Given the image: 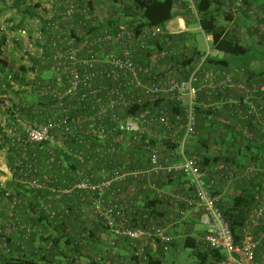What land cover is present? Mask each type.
<instances>
[{
	"label": "built area",
	"instance_id": "1",
	"mask_svg": "<svg viewBox=\"0 0 264 264\" xmlns=\"http://www.w3.org/2000/svg\"><path fill=\"white\" fill-rule=\"evenodd\" d=\"M24 1L39 5L42 21L11 30L14 23L0 20L5 55L10 59L16 48L17 63L28 68L26 82L8 76L0 85V148L6 158L0 165V258L21 254L28 261L35 256L38 264H84V255L53 258V239L61 233L73 240L80 254L88 251L93 256L89 264H150L160 246L175 238L158 224L133 225L126 205L134 204L139 190H127L126 185L130 178L163 174L188 178L192 197L185 200L187 208L208 217L199 247L225 255L215 264H264L257 261L260 242L252 235V227L264 222V193L257 196L261 206L236 243L200 158L188 152L202 93L218 98L209 109H233L238 125H248L244 137L264 147V83L251 79L257 72L246 67H212L226 56L202 29L201 0H175L176 17L166 30L119 15L120 8L133 7V0ZM243 8L244 0H221L212 9L221 18L230 17L229 33L240 26ZM250 16V41L261 42L264 49V23L254 11ZM192 24L203 33L207 50L184 79L177 70L179 59L200 50L180 39L164 45L163 36L188 33ZM245 40L243 31L239 42ZM169 59L171 67L164 64ZM33 60L46 64L45 72L53 76L39 78ZM177 107L183 113L173 109ZM167 144H173L178 160H161ZM135 152L148 155L147 170L135 168ZM239 160L221 163L215 171L230 182L264 173L263 166L252 164L249 151ZM9 184L32 190L36 197L29 201ZM150 189L159 200L170 198L156 185ZM185 213L180 212L182 217ZM107 233L111 237L106 245L98 247ZM122 241L128 243L127 257L118 255Z\"/></svg>",
	"mask_w": 264,
	"mask_h": 264
},
{
	"label": "trees",
	"instance_id": "2",
	"mask_svg": "<svg viewBox=\"0 0 264 264\" xmlns=\"http://www.w3.org/2000/svg\"><path fill=\"white\" fill-rule=\"evenodd\" d=\"M116 1L119 2L121 0ZM133 1V7H123L120 8L118 12V14L122 17L130 18L133 23L141 22L143 25L148 24L159 26L162 27L163 30H166V26L176 17L175 12L177 9V4L175 0ZM220 1L221 0H201L199 1L198 11L204 33L214 38L215 47L222 51L226 56L225 60L223 59L215 62L219 64V66L216 67H227L229 64L227 58L245 57L253 53V46L245 45L244 42L241 44L239 42V36L242 35V32L246 31L247 28L250 30V25L252 22L250 11H254L258 19L264 23V5L259 6L257 4V1L259 0H244V8L242 9V14L239 18L240 26L234 27L228 33L226 32V26L230 20V17L221 18L212 9L214 8V4H220ZM10 11H12L11 15L9 14ZM5 15L7 17H5ZM0 18V20L6 19L7 22L14 23V26L10 27V29L15 30L16 28H25L26 23L32 20L42 21L43 14L39 9V5L29 6V4H27L24 0H13L11 4H9V0H0ZM5 38L6 37L4 36L0 40V85L6 83L8 76H12V79L15 82H26L28 68L24 65H16L14 61H11L7 58L3 51ZM179 39L180 42H187L188 33L174 36L165 34L163 36V43L164 45H169L172 41L176 42ZM175 46H178V48L183 52L186 49L185 46H182V48L179 45ZM257 47L264 51L261 42H258ZM157 48L159 50L163 49L161 45H158ZM200 58L201 52L196 49L194 54L189 58L185 54L182 55L177 64V70L181 72V78L185 79L189 76L188 70H192L197 65V63L200 62ZM32 62L34 65L33 70H38V77L41 78L47 69V65L38 60H33ZM171 63H173V59L167 60L164 64L169 66ZM250 66L251 64H249L246 68L256 71L257 73L259 72L257 69L251 68ZM172 69H174V67H172ZM28 84H31V82L28 81ZM216 99L218 98H209L202 93L199 97L200 106L197 107L198 127L196 131L197 133L195 135V141L201 146L202 150H205V153H203L204 167L208 165L207 162H212L211 165L213 166H217L221 163H240L239 157L243 155L245 151H249L252 154V164H255L257 167H264V147L255 146V142L247 140L242 133H237V131L243 130L245 127H248V125L246 123H241L238 125L239 121L235 120V116H233L232 113L234 112L233 109L230 107L215 110L208 108L209 104ZM149 106L150 105L147 107ZM179 108H181V112L183 113V108ZM179 108L177 107L173 109L177 110ZM224 111H227L230 114V117L228 118L231 119L228 122H224L225 120L223 121L222 117H224ZM209 117H211V120H208ZM221 121L222 123H220ZM222 124L224 127H227L225 128L226 133L229 130L231 131L232 140H229L228 142L226 134L223 133L224 131L217 130L218 128L222 130ZM249 128L255 129L253 125H251ZM224 152L231 153V155L223 156ZM211 154H214L215 156L213 160L206 157L207 155ZM201 167L203 168L202 165ZM70 168L72 171L75 169L73 165H70ZM202 170H204V168ZM242 183L243 187L240 189V191H237L236 194L231 196L228 200L222 201V198L220 197L221 201L219 203V207L226 222L230 226L236 243L241 240L244 231L250 226L248 222L251 218V215L261 206L260 201L257 200V196L264 193V173L262 171L257 172L253 177L245 175L243 177ZM8 186L13 187L29 201L31 198L36 197L32 190H29L23 186L21 187L12 184H9ZM140 193V197L136 201L138 203L126 205L133 225L135 227L144 228L151 224H158L159 226L165 227L160 224L156 212L161 205H163L165 202H168L169 198L162 201L154 197L153 194L150 195V193H146L145 191ZM0 198H4V190L1 188V186ZM148 199L152 202H146ZM263 223V221H260L257 226L252 227V235L254 239L260 242L259 248L257 250V257L258 252L264 247V236H262L264 233ZM199 240L200 239H197L196 237L188 236L181 241V246L179 247L191 249L192 254L198 258L199 264H215L224 258L225 255L222 251L202 249L199 247ZM53 241L56 247V253L53 258L62 260V257L68 256L70 254V257L74 255L78 258L80 255H84L82 257H85L87 260H93V256L87 255L89 254L88 251L80 254L79 249L77 247L74 248L73 240L68 237L66 238L65 236L61 235V233L54 237ZM126 243H123L122 241L119 245L126 246ZM175 246L176 240L170 244L161 245L158 254L153 256L149 261L150 264H163L166 251ZM29 255L31 254H28V256ZM32 257L33 258L30 261L24 259L21 254H16L11 257H2L0 258V264H38L39 259L36 261V257Z\"/></svg>",
	"mask_w": 264,
	"mask_h": 264
},
{
	"label": "crops",
	"instance_id": "3",
	"mask_svg": "<svg viewBox=\"0 0 264 264\" xmlns=\"http://www.w3.org/2000/svg\"><path fill=\"white\" fill-rule=\"evenodd\" d=\"M244 34L246 35V40L244 41L245 45L253 46V53L249 55V64H251V68L257 69L259 72L255 75H251L250 78L253 79L257 83H264V51H262L259 47H257V44L254 43L253 39H251L250 31L247 28L246 31H244ZM256 49V50H255ZM9 53H7V56L9 57ZM226 59V58H225ZM224 59V60H225ZM228 65L230 67H233L235 69H239L241 67H245L246 65H243L239 60H232V57L227 58ZM212 67L219 66L217 63H212ZM200 106V103H199ZM224 117L223 121L228 122L231 118L229 113L227 111L223 112ZM222 123V121L220 122ZM223 126V124H222ZM225 128L222 127V130L218 128L219 131H224L223 133L226 134L227 142L229 140H232L231 138V131L229 130L227 133L225 132ZM240 129V128H239ZM216 131V130H215ZM243 130L237 131V133L241 134ZM197 133V132H196ZM196 135V134H195ZM195 135L191 136L187 147L189 153L197 154L200 158V164L204 168V172L207 174L208 181L210 183V187L216 195H219L222 198V201L228 200L231 196H234L237 191H240V189L243 187L242 179L234 180L232 182L223 179L222 177H219L217 172L215 171V167L211 165L212 162H207L208 165L204 167L203 163V153H205V150L201 149V146L197 144L195 141ZM181 134H178V139H180ZM263 137V136H262ZM167 142H165L166 144ZM167 147L166 149H163L161 152V160L164 161H174L178 160L175 155H173L172 151L175 147H173V144L170 146H164ZM0 154H3L5 157V153L2 149H0ZM200 154V155H199ZM231 155V153L224 152L223 156ZM213 156V157H212ZM207 158H211V160L214 159V154L207 155ZM4 161V160H2ZM132 161L134 162L135 168H139L142 170H147L150 166L149 164V157L148 155L142 154L141 152H135L132 154ZM202 168V169H203ZM156 185L159 187L163 192H165L170 198L168 199V202H165L163 205L158 208L156 215L159 218V222L161 225L169 228V231L174 236L176 243H181V241L188 237H196L197 239H200L204 233L206 226L204 225V222L208 220V217L205 215L204 212L200 211H191L187 208L185 200L192 197L191 189L188 185V178L184 175H177L175 177H168L164 176L163 174H151L142 176L136 179L130 178L127 181V190L132 186L137 188L139 190L138 196H135L133 198L134 203L138 200L140 197V192L145 191L146 193L153 194L151 191L150 186ZM155 197V196H154ZM146 202H152L151 200H146ZM186 210V213L184 217L181 216L180 212L181 210ZM87 218L92 219L93 214L91 211H87ZM111 237L110 234H102L100 238V242L97 243V246L100 248H103V246L106 245L107 239ZM123 243H126V241H123ZM127 246V247H126ZM126 246L119 245L118 248V255L120 257H127L128 254V243H126ZM177 246V245H176ZM175 246V247H176ZM181 246V245H180ZM179 247V246H178ZM168 254V251H166L165 255ZM90 256V254H87ZM257 260L259 262L264 263V247L261 248V250L258 252ZM89 259L84 262V264H89ZM93 263V262H92ZM91 263V264H92ZM164 264V262H163Z\"/></svg>",
	"mask_w": 264,
	"mask_h": 264
},
{
	"label": "rangeland",
	"instance_id": "4",
	"mask_svg": "<svg viewBox=\"0 0 264 264\" xmlns=\"http://www.w3.org/2000/svg\"><path fill=\"white\" fill-rule=\"evenodd\" d=\"M13 0H9V4L12 3ZM28 3V2H27ZM257 4L264 5V0H259L257 1ZM9 14H12V11L9 12ZM5 17H7L5 15ZM4 17V18H5ZM188 30V40L187 43L189 44L190 47H197L201 53H204L207 50L206 43H205V38L203 33L197 28L195 24L188 25L187 26ZM16 51V52H15ZM15 51L11 54L10 56L11 61H14L15 64L17 65L18 63V51L15 48ZM249 56L245 57H232V60H239L243 65H246L247 67L249 65ZM53 74L50 72H45L42 77L47 78V77H52ZM28 100H34V97L32 95L27 96ZM6 158L4 157L3 154H0V165L3 162L2 160H5ZM2 178V175L0 174V179ZM177 246H180L181 243H176ZM83 262L86 261V258H82ZM164 264H199L198 258H196L192 254L191 249H185L183 247H171L168 250V254L165 255L164 257Z\"/></svg>",
	"mask_w": 264,
	"mask_h": 264
}]
</instances>
